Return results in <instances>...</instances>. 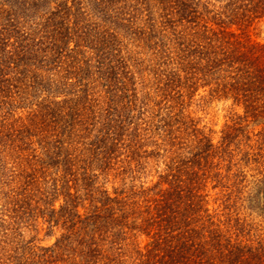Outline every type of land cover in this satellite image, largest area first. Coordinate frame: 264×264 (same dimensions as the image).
I'll return each mask as SVG.
<instances>
[{
  "label": "trees",
  "instance_id": "obj_1",
  "mask_svg": "<svg viewBox=\"0 0 264 264\" xmlns=\"http://www.w3.org/2000/svg\"><path fill=\"white\" fill-rule=\"evenodd\" d=\"M263 33L264 0H0V264H264L205 192L264 164ZM202 90L242 108L218 143Z\"/></svg>",
  "mask_w": 264,
  "mask_h": 264
},
{
  "label": "rangeland",
  "instance_id": "obj_2",
  "mask_svg": "<svg viewBox=\"0 0 264 264\" xmlns=\"http://www.w3.org/2000/svg\"><path fill=\"white\" fill-rule=\"evenodd\" d=\"M262 36L259 38L260 40H262ZM201 93L203 95H197L189 108L192 114L200 120L201 126L211 133L214 142L218 143L226 124L232 122L237 111L242 113V108L236 107L232 100L211 98L206 95L207 91L203 90ZM257 122L251 121L249 130L257 132L262 129V125ZM152 164L153 162L149 164L148 171L141 176L142 180L148 181L146 186L152 185L153 182L158 180L157 172ZM261 169H264V164L259 165V163L256 164V162L241 159L231 171V175L233 172L243 171L246 173V179L244 178L241 181V177L240 179L233 178L232 185H229L221 182L218 177H214V180H209L205 186V192L207 191L206 201L210 213L215 218L220 219L224 224V228L234 237L237 236L247 242H256L264 238V203L260 196L262 188L264 189L261 178V172L264 170ZM110 180V189L113 185L118 186V182H114V176ZM44 227L46 228V226ZM59 233L60 228H57L54 233L50 232V234L46 230H42L38 234L36 231L27 230L26 237L29 239L32 235L37 234L42 245H51L55 242ZM142 239V244H146L148 238L143 236Z\"/></svg>",
  "mask_w": 264,
  "mask_h": 264
}]
</instances>
